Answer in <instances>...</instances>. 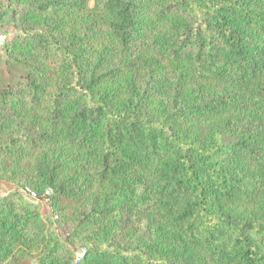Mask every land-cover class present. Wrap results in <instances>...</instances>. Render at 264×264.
<instances>
[{"label":"trees","instance_id":"16d2710c","mask_svg":"<svg viewBox=\"0 0 264 264\" xmlns=\"http://www.w3.org/2000/svg\"><path fill=\"white\" fill-rule=\"evenodd\" d=\"M89 1L0 0L25 70L0 79V160L92 236L76 260L15 191L0 264H264V0ZM137 210L154 227L132 241Z\"/></svg>","mask_w":264,"mask_h":264},{"label":"rangeland","instance_id":"374dc122","mask_svg":"<svg viewBox=\"0 0 264 264\" xmlns=\"http://www.w3.org/2000/svg\"><path fill=\"white\" fill-rule=\"evenodd\" d=\"M89 5L93 6V1H89ZM17 33V29L14 27V25L10 22H8V18L2 20L0 22V37H4L3 40H1L0 43V79L2 77H5L9 74V72H24L23 68L19 67L17 64H10V53H8L7 50V43L12 39V37ZM19 57H23V55H19ZM148 71L145 68H139L138 71V79L139 83L144 85L146 81L148 80ZM164 95H171V90L169 86L164 90ZM2 118V117H0ZM19 116H13L10 117L8 121V129H14L16 126H18V129H21L23 131H29L28 134H30V131L25 124H18L20 122ZM6 137L0 135V144L4 142ZM231 140V138H228L227 141ZM0 166L2 170V176L0 178V197H3L5 195H8L12 192H17L20 197L37 206V208L40 210L41 213L48 214L52 220L54 221V229L55 231L61 235L63 240H65V244L68 248L72 249L74 251V254L77 258V256L85 251L87 242L92 238L91 234L84 233L79 239H75L71 241V237H68V233L71 232L73 221L72 219L68 218L67 216L60 215L58 213H53L51 210V200H50V193L51 190L47 189L43 193H38L37 188H34L29 182L28 177L31 175L32 171V165L31 163L25 162L23 164V167H20V169H15L12 161L9 159H1L0 160ZM26 189L33 190L36 193V201H32V199L27 196L23 191ZM124 226L126 229L130 230L129 232L134 233L129 239L134 240L135 237H149L152 235V230L154 227V220L152 219V216L150 213L142 210L134 211L133 213L124 215ZM29 251V250H27ZM37 257L36 253L28 252L27 254L19 255L16 257H13V259L10 260L9 264H27L29 262L35 261ZM77 260V259H76Z\"/></svg>","mask_w":264,"mask_h":264},{"label":"built area","instance_id":"2783aa9c","mask_svg":"<svg viewBox=\"0 0 264 264\" xmlns=\"http://www.w3.org/2000/svg\"><path fill=\"white\" fill-rule=\"evenodd\" d=\"M1 38V40H3L4 39V37H0ZM1 40H0V43H1ZM27 196H29L31 199H32V201H36V193L33 191V190H30V189H26L25 191H23ZM83 255H84V252H82V253H80L78 256H77V260L78 259H80V258H82L83 257Z\"/></svg>","mask_w":264,"mask_h":264}]
</instances>
